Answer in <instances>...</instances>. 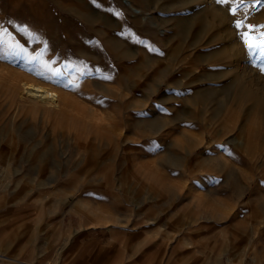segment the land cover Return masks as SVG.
<instances>
[{"label": "rangeland", "instance_id": "obj_1", "mask_svg": "<svg viewBox=\"0 0 264 264\" xmlns=\"http://www.w3.org/2000/svg\"><path fill=\"white\" fill-rule=\"evenodd\" d=\"M237 19L264 32V0H0V264H264ZM31 79L61 106L31 108Z\"/></svg>", "mask_w": 264, "mask_h": 264}, {"label": "snow or ice", "instance_id": "obj_2", "mask_svg": "<svg viewBox=\"0 0 264 264\" xmlns=\"http://www.w3.org/2000/svg\"><path fill=\"white\" fill-rule=\"evenodd\" d=\"M262 0H256L260 4ZM217 4L228 6V10L232 17H236L241 7L244 5L245 0H216ZM235 29H237L238 39L242 42L246 50V55L254 66L258 67L261 73H264V32H259L257 35H251L250 32L254 26L249 24L245 26L243 20H235ZM247 27V30L240 31ZM264 27V25H261ZM27 31V28L22 29ZM6 34V29L0 27V43L3 42V35ZM31 35V33H30ZM47 67V65H45ZM51 70V69H50ZM54 75H59V70H51Z\"/></svg>", "mask_w": 264, "mask_h": 264}, {"label": "bare ground", "instance_id": "obj_3", "mask_svg": "<svg viewBox=\"0 0 264 264\" xmlns=\"http://www.w3.org/2000/svg\"><path fill=\"white\" fill-rule=\"evenodd\" d=\"M22 82H23V87H24L25 92H26L25 93L26 96H24V97L27 98V100H29L28 101L29 103L31 102V104H29V106L31 108H38L36 106V104H34L33 102H37V103H39V105H41L43 107H47V108L60 107L61 106L60 94L55 89L49 88L45 85H41L32 79L31 80H24ZM24 101H26V100L24 99L22 102H24ZM23 106H24V104H20L18 106V110H21V108H23ZM211 125L212 124H210V123L208 124V132L209 133H212L214 130L213 126H211ZM252 203H256V206H257V204H258V206H259V204L260 205L264 204V197L254 199V200H252ZM257 207H255V209H253V213L255 214V212L257 211L258 216H261V218H262V221H260V222H262L264 224V217H263L264 215L259 210V208L257 209ZM234 264H236V263H234Z\"/></svg>", "mask_w": 264, "mask_h": 264}]
</instances>
